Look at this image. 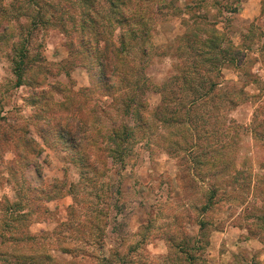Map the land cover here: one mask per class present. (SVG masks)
Listing matches in <instances>:
<instances>
[{
	"label": "rangeland",
	"instance_id": "obj_1",
	"mask_svg": "<svg viewBox=\"0 0 264 264\" xmlns=\"http://www.w3.org/2000/svg\"><path fill=\"white\" fill-rule=\"evenodd\" d=\"M1 1L14 18L13 2ZM151 2L155 8L157 0ZM176 3L175 17L166 11L161 24L158 19L147 22L156 26L149 31L153 49L148 57L140 60L138 45L129 49L133 67H139L136 77L142 73L150 82L145 94L149 116L141 118L125 109L127 101L137 99L135 88L121 91L115 101L106 97L99 88L93 90L97 71L78 66L58 29L46 28L35 36L44 90L52 93L48 84L61 89L53 104H69L63 98L69 95L67 108L83 106L98 118L104 132L120 123L133 130L123 145V162L114 165L106 152L105 167L99 164L97 174L75 151L44 138L49 136L39 129L46 127L41 120L46 95L34 100L37 89L18 87L11 51H0V264H19L29 253L51 260L42 264H190L191 256L196 259L193 264H264V138L240 129L250 127L254 114L259 120L264 116V0ZM11 21L17 27L11 38L16 43L18 23L25 20ZM197 23L202 25L199 29L217 30L239 47V64L220 68L213 79L217 91L230 94L232 104L224 98L216 103L218 110L206 104L204 110H191L188 118L178 113L183 125L172 126L169 112L175 103L191 99L174 85L188 65L185 55H195L191 35L196 34L186 27ZM11 39L6 38L9 45ZM202 77L203 72L196 76ZM163 88L168 109L157 120L152 113ZM215 122L222 129L217 135ZM18 135L41 149L36 158L40 174L31 165L21 171L13 160L9 148L18 144ZM112 145L103 142L101 147ZM87 170L85 177L82 172ZM26 184L43 190L44 210L30 207ZM51 194L57 198L49 199ZM116 198L121 212L114 216L111 206ZM106 208L109 218L102 216ZM17 214L24 219L17 221ZM18 222L26 234H19ZM73 222L80 226L69 228ZM27 236L35 240L32 252L21 245Z\"/></svg>",
	"mask_w": 264,
	"mask_h": 264
},
{
	"label": "trees",
	"instance_id": "obj_2",
	"mask_svg": "<svg viewBox=\"0 0 264 264\" xmlns=\"http://www.w3.org/2000/svg\"><path fill=\"white\" fill-rule=\"evenodd\" d=\"M11 1L15 8H17L12 9L14 18L6 12L5 7H3L4 4L0 0V51H11L10 61L14 64L13 72L16 76L18 87L26 85L34 88V90L37 89V91L32 93V96L36 97L34 100H37L40 94L46 95L43 105H41L43 107L41 110V120H43L42 123L46 127L41 126L39 131L49 136L44 138H53L55 145L59 144L66 150L75 151L79 159L86 161L87 166L95 174H97V169L100 167L99 164L102 163L103 167H105L104 159L107 158L106 152L114 165L122 163L125 157L123 145L128 142L126 140L132 137L131 133L133 130L129 126L120 123L110 129V132H104V126L98 118L85 111L83 106L74 104L75 110L73 111L67 108L72 102V98L68 97L69 95L63 96L64 101L67 100L69 104L64 102L53 104L54 94L60 93L61 89L48 84L50 87L53 86V94L44 90V82L46 80L45 77L40 75L43 60L38 47L34 45L35 36L46 28L58 29L66 38L67 48L70 54L72 53L76 57L78 66H81L89 73L97 71L93 90L99 88L103 93H106V97L112 98L115 101V96L118 93L133 87L135 88L137 99L125 103L127 114L132 115L134 118H141V114L149 116L146 108L145 94L151 89L149 86L150 82L145 79V75L142 73H139L136 77L135 72L138 71L139 67H133V62L129 59V49L134 45H138L137 53L141 57V61L149 56L153 49L149 39V31L150 29L153 31L156 26L155 23L151 22L152 25L149 27L147 22L158 19L161 24L163 22L161 18L164 17V12L166 11L170 12L172 17H175L176 12L179 10L176 0H157V5H154L155 8H152L151 0ZM11 18L16 21L18 20V22L21 18L25 20L20 24L18 23V41L16 43L11 39L17 30V27L14 28ZM200 26L202 25L197 23L195 25L188 24L186 27L196 34V36L191 35L196 51L195 55H185L189 58V60L187 57L184 58V61H188V65L185 64L186 66H183L185 67L184 71L182 69L179 71L183 72V75L182 78H176L179 84L175 82L174 86L181 94H186L191 99L187 104L180 103L177 100L174 101L178 103H175L177 107L174 108V105L173 109L169 112L173 119L170 122L172 126L183 125L179 117H177L178 113L188 118L191 110L194 109L195 111L196 108L204 110L203 107L206 104L217 106L216 103L221 104L224 98H226L227 103L232 104L230 94L225 93V95H222L221 92L217 91L218 85L213 79L215 74L220 73V68L224 66L236 67L239 64V57L241 56L238 52L239 47L233 46L219 31L214 29H210L209 31L199 29L201 28ZM8 37L13 42L12 45H9L6 41ZM222 43L228 44V47L226 48ZM30 71L32 72L27 81H25L24 78ZM201 72H203V77L197 79L196 76H200ZM164 89L158 92L162 94V99L159 106L152 113L155 119L163 117L168 109L165 106ZM56 107L59 109L55 111ZM214 109L218 110L219 107H214ZM193 116L195 115L193 114ZM197 116L196 120L199 118ZM210 116L215 120L218 119L217 114H211ZM143 125H146V122ZM218 125L215 122L213 126L215 128L214 135L222 131V129L218 128ZM240 129L243 132H249L254 137L259 136V138H264V116L262 120H259L254 114L250 127H240ZM17 140L18 144L11 145L9 148L14 158L13 160L22 166L20 167L21 171L31 165L36 173L40 174V167L36 158L40 154L41 149L30 138L26 139L24 136L18 135ZM103 142H109L113 145L105 150L101 147ZM88 172L89 170L83 171L82 175L87 177ZM116 190V195L119 199L121 197L120 188L117 187ZM26 192L28 196H25V198L31 208L36 207L39 209L40 207L43 210L45 209L42 201H40V195L43 194L42 189L26 184ZM33 198H35L34 202ZM48 198L56 199L57 195L51 194ZM117 198L111 206L115 210L114 216L121 212L117 207ZM105 210L102 216L109 218L110 213H108L107 208ZM32 214L34 215L35 213ZM114 216L111 218L113 219ZM24 217L22 214L16 215L17 221L23 220ZM73 225L75 226H70L69 228L80 226L79 223L74 224V222ZM8 228H13V226ZM17 228L19 234H26L22 222H18ZM201 228L203 229L202 224H200V231L202 230ZM24 241H21V245L26 246L27 252L29 250L32 252L34 246L31 247L30 245L35 241L34 238L27 236V240ZM1 244H3V241H1ZM33 255L29 253L27 256H24V260L20 261L19 264H42L43 261H51L43 254ZM195 260L191 256L189 261L192 263L190 264H193Z\"/></svg>",
	"mask_w": 264,
	"mask_h": 264
}]
</instances>
